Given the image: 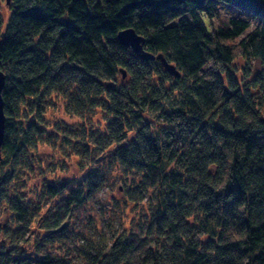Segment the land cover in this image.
Segmentation results:
<instances>
[{"label":"clouds","instance_id":"9594fccd","mask_svg":"<svg viewBox=\"0 0 264 264\" xmlns=\"http://www.w3.org/2000/svg\"><path fill=\"white\" fill-rule=\"evenodd\" d=\"M85 2L92 11L97 0ZM99 5L109 9L107 0ZM16 7L17 0H0V40L10 34ZM233 15L199 11L211 40L201 45L195 74L181 63L194 41L173 39L147 53L140 44L141 55L150 56L145 61L130 54L131 45L113 48L106 36L93 46L110 64L69 56L61 42L58 53L45 49L46 72L0 68L31 82L14 98V114L6 113L19 129V150L0 148V252L15 246L54 264H196L199 257L208 264H254L253 256L264 251V243L254 246L252 238L261 223L255 217L264 218V188L255 182L264 169L256 172L258 161L236 134L254 131L264 119V60L241 43L264 24L241 14L236 23L243 30L218 35L235 31ZM62 27L46 35L41 28L28 43L45 35L55 44ZM155 35L150 30L143 38ZM225 47L227 60L218 58ZM225 89L236 93L227 104ZM205 121L200 135H189ZM229 185L233 191L225 195ZM13 198L26 206L23 219ZM205 203L212 207L206 210ZM161 213L166 216L158 219Z\"/></svg>","mask_w":264,"mask_h":264},{"label":"trees","instance_id":"16d2710c","mask_svg":"<svg viewBox=\"0 0 264 264\" xmlns=\"http://www.w3.org/2000/svg\"><path fill=\"white\" fill-rule=\"evenodd\" d=\"M218 2L222 0H107L109 9L105 11L99 5V0L92 11H89L85 0H37V3L32 4V0H27V4L31 7H26L24 3L17 0V7L13 10V22L9 25L10 34L6 35L3 40H0V68L12 66L13 72L22 70L25 66H29V70L33 68L47 71L48 65L45 63L49 57L45 53V49L51 46L53 53H58L61 48L58 47L62 42V50L69 56L74 58L86 59L91 64H95L99 60H103L105 64H110V57L98 55V49L93 46V42H99L101 36L108 38V43L113 48H122L127 51L128 47L121 45L116 37L119 30L132 27L138 34L144 36L150 30H155L156 35L145 40L146 50L149 52L153 47H162L168 41L175 39L177 42L183 41L185 44L189 41H194L191 45V52L181 57V63L187 67L190 73L195 74L196 69L203 60L201 45L207 47L211 37L203 31L198 17L199 11L208 12L209 15L218 12ZM226 5L237 6L245 9L250 15L259 17V22L264 24V2L262 0H223ZM42 10L45 14H41ZM67 12L68 16L64 17ZM189 15L194 19L189 20ZM180 17L179 23L164 25L167 21L173 20L175 17ZM238 17L232 18V24L235 31L231 29L221 30L218 35L230 38L243 30L245 25L237 24ZM51 21L50 23H46ZM57 26H64L67 30H62L59 33L55 44L51 43L50 39H46L45 35L51 32ZM43 28L45 35L41 36L37 44H29L32 34L40 31ZM161 29H163L161 31ZM245 48L252 46L262 60H264V29L253 34L247 42H241ZM101 47H104L101 44ZM219 53L220 50L217 49ZM34 53V58L25 59L28 54ZM139 58L133 51L130 53ZM212 50H208V55H212ZM230 52L227 47L218 58L227 60ZM141 59V58H139ZM144 60V59H142ZM146 61V60H145ZM218 75V73H217ZM260 76L257 71L256 77ZM254 77L253 79L255 80ZM31 82L25 83L18 75L10 74L5 78V85L2 89L3 111L5 115L4 122V137L1 148H7L15 154L19 149L15 144V137L19 131L16 124L10 118H6L15 112L14 98L23 96L25 91L30 90ZM109 88H112L109 85ZM236 93H230L225 89L224 104L234 98ZM243 103V98H239ZM223 107V105H221ZM30 121L29 125L32 126ZM205 124L194 129L189 135H200ZM216 131H221L219 125L215 126ZM238 141L246 144L248 156L256 163V172L259 173L264 169V119L259 121L255 130L244 129L236 134ZM201 139H206L202 136ZM255 182L264 188V176L257 178ZM177 181H173V188L177 186ZM233 188L229 185L225 195L231 193ZM186 195V193H185ZM220 193H216V199H220ZM259 195V193H257ZM254 198V197H253ZM72 199H76L75 195ZM14 206L17 208V218L23 219L27 214L26 206L19 204L16 198H13ZM171 205L169 208L171 209ZM203 207L207 210L212 207L211 204L205 203ZM166 213H161L158 219L165 218ZM213 214L210 212L206 220L212 219ZM261 219L259 227L253 226L252 238L254 246L256 243H264V218ZM247 223V221H246ZM6 227V226H5ZM22 229H17L14 234ZM211 231V229L209 228ZM51 233H46V237H50ZM209 243H213L211 237ZM3 245L0 244V248ZM227 252V248L223 249ZM251 249H248L250 251ZM15 253V255H13ZM253 262L264 264V251L253 256ZM0 264H54L47 257H25L20 255L15 246L9 248L7 252H0ZM196 264H208L205 257H199Z\"/></svg>","mask_w":264,"mask_h":264},{"label":"water","instance_id":"95a60500","mask_svg":"<svg viewBox=\"0 0 264 264\" xmlns=\"http://www.w3.org/2000/svg\"><path fill=\"white\" fill-rule=\"evenodd\" d=\"M118 42L128 47L129 45L132 46L133 52L141 59L148 60L150 56L147 54L141 55V48L139 47L140 44H145V39L142 35L138 34L132 27H126L119 30L116 34ZM145 52H149L145 49ZM171 71V69H170ZM5 78L6 76L0 73V148L3 142L4 137V122H5V115L3 111V99H2V89L5 85Z\"/></svg>","mask_w":264,"mask_h":264},{"label":"rangeland","instance_id":"374dc122","mask_svg":"<svg viewBox=\"0 0 264 264\" xmlns=\"http://www.w3.org/2000/svg\"><path fill=\"white\" fill-rule=\"evenodd\" d=\"M218 4L220 5V8H218L217 15L219 14L221 9H223L226 13L234 14L233 17H238L241 14H249V12L247 10L242 9L240 7H237V6H229V5H226L224 2H218ZM10 175H11V173H9V176ZM3 182H4L3 180H0V183H3ZM21 231L16 232L14 235L20 233ZM40 247H42V245L38 244L37 248H40ZM17 250H18V252L20 253L21 256L25 255V257H30L31 259H33L34 257H40V256L31 254V253H27L26 249H24V248H19Z\"/></svg>","mask_w":264,"mask_h":264}]
</instances>
